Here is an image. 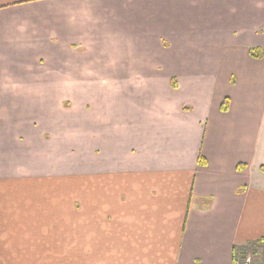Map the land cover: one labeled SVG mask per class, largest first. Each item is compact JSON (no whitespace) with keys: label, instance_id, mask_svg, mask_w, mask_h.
I'll list each match as a JSON object with an SVG mask.
<instances>
[{"label":"crops","instance_id":"0c3cea01","mask_svg":"<svg viewBox=\"0 0 264 264\" xmlns=\"http://www.w3.org/2000/svg\"><path fill=\"white\" fill-rule=\"evenodd\" d=\"M162 28H188L207 68L198 79L188 67L103 71L111 99L107 121L95 110L85 217L65 130L47 121L64 109L50 98L67 92L69 58L80 68L117 30L138 54L130 64L146 65L152 47L157 64H191L158 56ZM151 75L135 97L110 95L112 81ZM262 166L264 0H0V264H235L238 246L264 242Z\"/></svg>","mask_w":264,"mask_h":264},{"label":"rangeland","instance_id":"374dc122","mask_svg":"<svg viewBox=\"0 0 264 264\" xmlns=\"http://www.w3.org/2000/svg\"><path fill=\"white\" fill-rule=\"evenodd\" d=\"M163 33H158L157 36L162 38L163 40V54H158L159 57H164L166 60L172 59H191V64L189 65H179L178 67H172V64L166 65V63L157 64L156 57L157 52L152 48H148L144 53V56L148 59V63L144 66H138L130 64L131 58H139L138 54L134 56L131 54V50H126L122 43V35L118 34L117 32L114 34L113 44L109 47L103 45L99 49V53H96L94 56H89L86 59V62L77 69L78 66L75 64H71V60L74 57L69 54V63L67 68V75L69 79L67 82V92L66 94L59 96L51 97V103L54 106L55 104L61 107L62 114H59V111L55 112L54 110L51 112L50 117L47 121L51 122L53 126L61 124L62 128L65 130V136L67 137V165L69 169V177L68 183L75 185L76 178L78 181L83 182L84 188V196H85V208H84V216L90 217L91 216V206L88 205V202H91V184H92V167H93V156H94V149L97 148L98 145V132L93 133V128L95 126V119L97 116L96 111L99 109L102 111L100 116H104L106 121L108 119V99L109 92H108V85L110 81L107 80V76L103 75V71H111L113 73H121V74H132L140 72H147L148 74H160L165 75L167 78L172 76H176L180 73H187L184 69L185 67L190 68V73H193L194 76L198 79L200 75L203 74L206 65L201 62L203 57L209 54L208 49H202L198 46L196 48H188L186 46L187 43V32L188 28H181L179 32H172L173 28H162ZM122 32V31H121ZM153 32V33H151ZM172 32V33H171ZM102 34H107L101 31ZM155 34V28H151L150 35ZM174 35V36H173ZM104 37V36H103ZM101 39H104V38ZM152 38H150L151 40ZM148 40V44L149 41ZM175 41V42H172ZM154 41V40H153ZM152 41V42H153ZM196 42H199L198 36ZM112 45H116L114 50H110ZM211 51V50H210ZM87 57V55H85ZM89 60V61H88ZM95 61L100 69V74L95 72V65L90 64L89 62ZM146 69L144 71L143 69ZM187 69V68H186ZM185 70V71H184ZM99 76V77H98ZM154 75L149 77L150 80H142L138 79L136 81H124V80H115L112 81L114 84L113 93L110 94L113 98L115 91H123L124 93L128 94H138V90L140 88L149 89L152 87V84L155 80ZM98 78V79H97ZM157 78V77H156ZM78 79V80H77ZM95 79V80H94ZM125 84L128 85L125 87ZM100 85L99 95L96 94V88ZM102 89L105 91V94L101 96ZM134 95V97H135ZM110 96V97H111ZM104 111V112H103ZM27 116V114H24ZM37 115V114H36ZM98 115V113H97ZM105 121V122H106ZM64 133V131H63ZM95 137L96 143H93V139ZM80 140L81 145H77L76 141ZM80 147V152L78 156L82 157V169H83V177H76L75 176V169H76V148ZM79 168V167H78ZM72 172V175H71ZM70 186V185H69ZM74 193V192H73ZM72 194V193H71ZM239 256V255H238ZM252 260V264H261L258 262L255 257H250ZM244 258L240 256L236 260L235 264H242Z\"/></svg>","mask_w":264,"mask_h":264},{"label":"trees","instance_id":"16d2710c","mask_svg":"<svg viewBox=\"0 0 264 264\" xmlns=\"http://www.w3.org/2000/svg\"><path fill=\"white\" fill-rule=\"evenodd\" d=\"M253 53L257 54V50H255ZM226 106H227V102L223 104V107H226ZM199 159L201 161H204L202 157L201 158L199 157ZM262 169L264 170V166H262ZM248 254L255 257V259L261 262V264L264 263V242L263 241H251L247 244L241 245L240 247L238 246L237 251L235 252V255H234V260H235L234 262L236 263V260L238 259L239 256L241 258H245L246 255Z\"/></svg>","mask_w":264,"mask_h":264},{"label":"built area","instance_id":"2783aa9c","mask_svg":"<svg viewBox=\"0 0 264 264\" xmlns=\"http://www.w3.org/2000/svg\"><path fill=\"white\" fill-rule=\"evenodd\" d=\"M251 255L248 254L246 255V257L244 258V260L242 261V264H252V260H251Z\"/></svg>","mask_w":264,"mask_h":264}]
</instances>
